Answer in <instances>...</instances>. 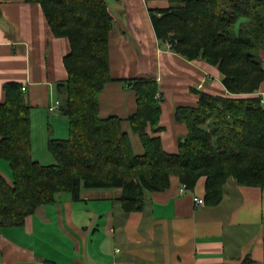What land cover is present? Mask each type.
Segmentation results:
<instances>
[{
	"label": "trees",
	"instance_id": "obj_1",
	"mask_svg": "<svg viewBox=\"0 0 264 264\" xmlns=\"http://www.w3.org/2000/svg\"><path fill=\"white\" fill-rule=\"evenodd\" d=\"M40 4L58 38H67L68 73L58 84L65 97L62 114L69 138L48 144L56 164L33 157L32 107L23 86L4 85L0 102V160L8 162L12 184L0 175V235L22 226L59 193L80 200L83 190L122 189L127 212L141 211L146 195L170 188L178 177L188 190L206 178L205 203L217 206L230 179L264 190V104L261 98L198 92L194 106H180L176 120L186 125L176 154L160 137L163 98L153 77L112 78L110 35L115 20L107 0H25ZM149 1V0H148ZM168 8L149 9L162 44L190 61L219 69L230 95L254 94L264 82V63L253 51L264 44V0H167ZM122 81L136 93L138 110L128 122L144 152L135 154L124 120L100 117L99 99L107 84ZM159 94V97H157Z\"/></svg>",
	"mask_w": 264,
	"mask_h": 264
},
{
	"label": "crops",
	"instance_id": "obj_2",
	"mask_svg": "<svg viewBox=\"0 0 264 264\" xmlns=\"http://www.w3.org/2000/svg\"><path fill=\"white\" fill-rule=\"evenodd\" d=\"M110 2L115 20L109 49L112 78L153 77L158 82L164 130H148L162 139L167 153L176 154L188 132L176 120L178 107L196 105L198 92L239 96L230 95L217 67L190 61L160 42L149 9L168 8L167 0ZM69 53V40L54 35L40 4L0 0V102L5 100L4 85L19 83L32 110L43 108L64 120L57 114L65 102L58 84L68 78L64 58ZM240 97L261 98L264 104V82L254 94ZM56 101L60 108L50 112ZM99 104L101 118L124 120L134 153L142 154L140 138L128 122L138 110L131 86L122 81L107 84ZM49 114L48 144L61 140L53 137ZM32 139L35 159L33 126ZM3 163L0 160V175L12 184L10 166ZM170 181L169 189L148 193L137 212L125 210L122 189L83 190L80 200L59 193L22 226L2 230L0 264H264V190L230 179L222 202L210 206L196 202L205 201L206 178L185 193L178 177Z\"/></svg>",
	"mask_w": 264,
	"mask_h": 264
},
{
	"label": "rangeland",
	"instance_id": "obj_3",
	"mask_svg": "<svg viewBox=\"0 0 264 264\" xmlns=\"http://www.w3.org/2000/svg\"><path fill=\"white\" fill-rule=\"evenodd\" d=\"M110 2V0H108ZM111 3V2H110ZM256 57L260 58L264 63V44L256 51H253ZM223 77V76H222ZM246 94L238 95L243 96ZM251 95V94H250ZM62 99L63 96L61 97ZM47 110L43 108H35L32 110V126L34 130L35 136V160L39 161L42 165L49 166L56 164V160L53 154L49 151L48 148V120H47ZM60 117L64 118V120L58 119L55 114H49L50 116V125L54 127L55 132L53 137H58L60 139H68L69 138V120L66 116H63L61 113H57ZM3 164H8L4 161Z\"/></svg>",
	"mask_w": 264,
	"mask_h": 264
},
{
	"label": "built area",
	"instance_id": "obj_4",
	"mask_svg": "<svg viewBox=\"0 0 264 264\" xmlns=\"http://www.w3.org/2000/svg\"><path fill=\"white\" fill-rule=\"evenodd\" d=\"M23 91H26V88L25 87H23ZM157 97H159V94H158ZM59 108H60V101H56L55 104H53L52 106H50V112H55ZM187 191H188L187 186L183 184L182 192L185 193ZM196 202L198 204H204L205 203L203 199H199V198H196Z\"/></svg>",
	"mask_w": 264,
	"mask_h": 264
}]
</instances>
